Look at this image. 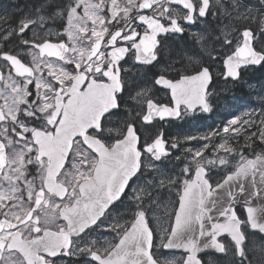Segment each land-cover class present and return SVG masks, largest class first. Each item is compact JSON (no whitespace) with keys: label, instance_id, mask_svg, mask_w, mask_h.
Listing matches in <instances>:
<instances>
[{"label":"snow or ice","instance_id":"1","mask_svg":"<svg viewBox=\"0 0 264 264\" xmlns=\"http://www.w3.org/2000/svg\"><path fill=\"white\" fill-rule=\"evenodd\" d=\"M198 20L193 51L162 65ZM251 24L264 37V0H43L0 31V264H264V88L180 155V136L141 134L264 68ZM165 192L178 207L157 243Z\"/></svg>","mask_w":264,"mask_h":264},{"label":"rangeland","instance_id":"2","mask_svg":"<svg viewBox=\"0 0 264 264\" xmlns=\"http://www.w3.org/2000/svg\"><path fill=\"white\" fill-rule=\"evenodd\" d=\"M42 2L43 0H0V31L15 27L20 17L23 16V14H27L30 11L34 12L35 6H37ZM51 2L56 5H61L65 3V0H59V1L51 0ZM211 3L215 5V0H211ZM245 3H250L254 5L255 8H260V0H245ZM213 10H215V6L213 7ZM8 13H15V15L11 16V19L15 21L14 26H11L9 24V19L6 15ZM208 19L211 20L212 17L209 16ZM249 26L252 27L253 30L256 31L258 34L256 41L257 47L264 45V37L259 36L258 26L256 24H251ZM52 27H53V31L59 30L55 27V25H53ZM201 28H202V24L199 21V24L195 26L193 30L196 32ZM52 38L56 39L55 36H53ZM191 40H192L191 34L184 39L168 37V39L165 41V48L161 52L162 65L169 64L173 60L177 62H179L180 60H184L185 49L187 48L189 52L192 50ZM175 45L177 46V48H179L176 55L175 52L172 51L171 49L172 46ZM177 66L179 67V63H177ZM256 74H260V77L259 78L252 77ZM243 81H247L248 83L241 82L239 85L233 86V88H236L238 91L243 90V93L241 92L240 94L229 92L227 90L220 91L219 90L220 87L218 86V84L215 85L214 89L216 95L210 99V103L213 108L211 113L208 114L198 113L195 117L186 118L184 121L178 120L170 123L162 122L163 124L161 125L160 129L166 133L164 138L169 143L172 142L171 138L173 136L181 137L182 146L177 152V155L182 154L185 148L189 146V144L183 143V137L185 135H194V136L205 135L208 133L210 129L222 127V125L226 123L227 120L232 118L233 116L241 115L242 111L244 110H250L253 107L259 109L261 102L258 99L257 92L252 91L249 88V84L252 85V88L257 89V91H259L261 88H264V68H254L253 70L245 71L243 73ZM158 95L161 100H166L168 93L165 90H161L160 93H158ZM203 143L204 141L190 142L192 146H199L202 145ZM231 143L233 144L234 147L239 149L244 145V138L242 136L240 138L239 143H237L236 141H231ZM257 144L258 146L256 148V152H260L262 149H264V145H260L259 142H257ZM245 154L251 155L250 153H248L247 149L245 150ZM217 178L219 177H215L214 179ZM176 200L177 197L175 196L174 192L171 195L165 192L163 196L162 205L157 210L155 216H153L152 213H149V219L151 220V227L154 233H156L157 243L159 242V232L161 228L167 227L170 222L169 213H171L175 208L174 202ZM165 205L167 206V210H165L164 207ZM166 254H170V253H166Z\"/></svg>","mask_w":264,"mask_h":264},{"label":"flooded vegetation","instance_id":"3","mask_svg":"<svg viewBox=\"0 0 264 264\" xmlns=\"http://www.w3.org/2000/svg\"><path fill=\"white\" fill-rule=\"evenodd\" d=\"M11 16H12V13H8V14H7V17H8V19H9V24H10L11 26H14V25H15V21L11 19ZM197 23H199V21H197ZM197 23H196V24H197ZM196 24H194V25H189V26L186 25V32H185V34L183 35V37H181V36H179V37H177V36H170V37H172V38H182V39H184V38H186L188 35H190V34H192V33L195 32L194 30H192V28H194V27L196 26ZM190 26H191V27H190ZM188 27H190V28H188ZM28 60L30 61L29 58H28ZM5 74H7V73L5 72ZM158 93H160V92H157V93L153 96V99H155V100H159V102H161ZM0 102H2V101H0ZM160 127H161V122H160L159 120H154L153 123H152L151 125H147V126H145L144 128L141 129V134H142V136H143L144 138H146V139H147V138H150V137H154L156 134H158V133L161 131ZM238 211H239V209H238ZM0 218H2V217H0ZM205 259H207V257H205Z\"/></svg>","mask_w":264,"mask_h":264},{"label":"bare ground","instance_id":"4","mask_svg":"<svg viewBox=\"0 0 264 264\" xmlns=\"http://www.w3.org/2000/svg\"><path fill=\"white\" fill-rule=\"evenodd\" d=\"M3 13H6V12H3ZM7 15V14H6ZM172 51H174L175 52V55L177 54V51H178V49L179 48H177V46L175 45V46H172ZM191 51H193V48H192V50ZM190 51V52H191ZM172 54H173V52H172ZM185 63H186V61H185ZM252 77H255V78H259L260 77V74H256V75H254V76H252ZM218 84V86L220 87V91H222V90H225V89H227V91H229V92H234V88H233V85L232 84H230V83H228L227 85H225V84H223L221 81H214V87H215V85H217ZM235 93V92H234ZM242 93H243V90H242Z\"/></svg>","mask_w":264,"mask_h":264},{"label":"water","instance_id":"5","mask_svg":"<svg viewBox=\"0 0 264 264\" xmlns=\"http://www.w3.org/2000/svg\"><path fill=\"white\" fill-rule=\"evenodd\" d=\"M165 119H170V118H165Z\"/></svg>","mask_w":264,"mask_h":264}]
</instances>
